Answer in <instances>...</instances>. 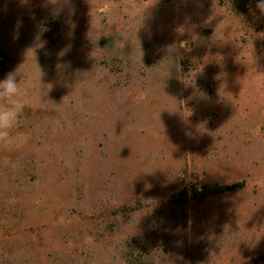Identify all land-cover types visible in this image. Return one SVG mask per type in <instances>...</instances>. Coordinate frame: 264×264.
I'll return each instance as SVG.
<instances>
[{
	"label": "rangeland",
	"instance_id": "rangeland-1",
	"mask_svg": "<svg viewBox=\"0 0 264 264\" xmlns=\"http://www.w3.org/2000/svg\"><path fill=\"white\" fill-rule=\"evenodd\" d=\"M258 3L0 0V264H264Z\"/></svg>",
	"mask_w": 264,
	"mask_h": 264
},
{
	"label": "clouds",
	"instance_id": "clouds-1",
	"mask_svg": "<svg viewBox=\"0 0 264 264\" xmlns=\"http://www.w3.org/2000/svg\"><path fill=\"white\" fill-rule=\"evenodd\" d=\"M257 7L264 13V0H259ZM23 96L24 90L16 73L10 72L0 80V146L11 149L22 146L29 139L14 131L26 107Z\"/></svg>",
	"mask_w": 264,
	"mask_h": 264
},
{
	"label": "trees",
	"instance_id": "trees-1",
	"mask_svg": "<svg viewBox=\"0 0 264 264\" xmlns=\"http://www.w3.org/2000/svg\"><path fill=\"white\" fill-rule=\"evenodd\" d=\"M244 186H245V182L240 181L228 185H214V186L202 187L198 190H193L192 198L195 200H204L211 196H216L236 189L243 188ZM174 199H176L175 201H184L186 200V195L178 194V198L174 196Z\"/></svg>",
	"mask_w": 264,
	"mask_h": 264
},
{
	"label": "crops",
	"instance_id": "crops-1",
	"mask_svg": "<svg viewBox=\"0 0 264 264\" xmlns=\"http://www.w3.org/2000/svg\"><path fill=\"white\" fill-rule=\"evenodd\" d=\"M255 226V230L257 232H264V220H262L261 222H259V224L256 222V224L254 225ZM229 228L226 229V231H229L228 230Z\"/></svg>",
	"mask_w": 264,
	"mask_h": 264
}]
</instances>
